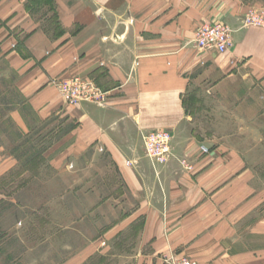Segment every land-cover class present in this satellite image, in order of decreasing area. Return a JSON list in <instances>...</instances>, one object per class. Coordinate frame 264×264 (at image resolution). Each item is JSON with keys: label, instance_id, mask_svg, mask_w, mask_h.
Listing matches in <instances>:
<instances>
[{"label": "crops", "instance_id": "1", "mask_svg": "<svg viewBox=\"0 0 264 264\" xmlns=\"http://www.w3.org/2000/svg\"><path fill=\"white\" fill-rule=\"evenodd\" d=\"M250 5V0H52L51 5L0 0V66L13 74L14 88L38 119L59 116L74 126L63 138L64 155L92 148L108 153L125 194L136 202L127 214L142 223L135 251L118 264H161L169 254L198 264H264V245H250L244 235L248 229L262 237L264 221L238 226L256 217L264 194H251L240 152L215 139L225 134L192 131L186 108L196 104L195 91L203 95L201 105H225L229 111L258 104L264 91V27L243 26ZM217 25L232 31L227 51L196 47V30ZM74 77L91 79L108 92L106 107L67 104L52 82ZM158 130L171 134L169 160L128 165L133 152L140 158L142 134ZM6 200L0 192V206ZM77 260L62 264H82Z\"/></svg>", "mask_w": 264, "mask_h": 264}, {"label": "rangeland", "instance_id": "2", "mask_svg": "<svg viewBox=\"0 0 264 264\" xmlns=\"http://www.w3.org/2000/svg\"><path fill=\"white\" fill-rule=\"evenodd\" d=\"M250 1L248 13L264 14V0ZM13 80V74L0 66V165L6 166L1 169L0 192L7 196L0 206V264H62L68 258H81L82 264L126 260L135 251L142 223L127 217L136 202L125 194L112 158L94 148L64 155L63 138L74 126L59 116L38 119ZM56 81L60 80H54L53 86ZM202 96L195 91L196 104L186 106L192 131L225 134L215 139L240 152L251 194H264V91L257 95L258 104L231 107L235 111L225 105H201ZM82 104L91 103L71 106ZM12 114L21 120L15 122ZM141 151L140 158L133 152L128 165L144 160L152 165ZM170 157L156 165H164ZM261 203L256 217L238 226L249 228L255 221H264V197ZM244 235L250 245H264V235L256 237L248 229Z\"/></svg>", "mask_w": 264, "mask_h": 264}, {"label": "built area", "instance_id": "3", "mask_svg": "<svg viewBox=\"0 0 264 264\" xmlns=\"http://www.w3.org/2000/svg\"><path fill=\"white\" fill-rule=\"evenodd\" d=\"M243 26L264 27V14L249 12ZM231 29L225 25L202 26L194 34L193 43L205 51L225 53L230 46ZM63 100L70 105L91 103L104 108L109 93L101 90L91 79L74 77L54 83ZM145 156L152 165L163 164L171 155V135L167 131H150L142 134ZM129 164V162H128ZM161 264H198L196 261L175 254L165 255Z\"/></svg>", "mask_w": 264, "mask_h": 264}, {"label": "trees", "instance_id": "4", "mask_svg": "<svg viewBox=\"0 0 264 264\" xmlns=\"http://www.w3.org/2000/svg\"><path fill=\"white\" fill-rule=\"evenodd\" d=\"M44 2L51 5L52 0H44ZM53 19H54V24H56V29H57L58 28L57 17L54 16Z\"/></svg>", "mask_w": 264, "mask_h": 264}]
</instances>
